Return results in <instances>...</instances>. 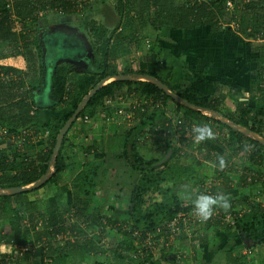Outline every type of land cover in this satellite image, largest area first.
<instances>
[{"label":"trees","instance_id":"trees-1","mask_svg":"<svg viewBox=\"0 0 264 264\" xmlns=\"http://www.w3.org/2000/svg\"><path fill=\"white\" fill-rule=\"evenodd\" d=\"M91 1L95 0H0V45L10 44L14 53L25 56L33 78L26 83V76L22 75L20 70L0 66V128L5 132L3 137H0V144L4 146L0 147V151L4 150L6 146H17L19 143L18 137H20V134L28 127L35 126L45 131H54L49 149H47L44 156L45 164L39 171H37V167L31 168L30 165H22L19 163L17 166L16 163L18 159L16 156L7 155L4 157L0 155V191L3 193L0 194V221L7 219L9 222L7 229L3 227L2 229L0 227V240L4 238L6 240L7 238V243L20 248L29 245L30 242H34L33 244L39 245L35 248L31 258L34 264H46V261L49 262V264H62L70 253H77V251L82 249L78 236H88L89 233H92V230L102 225V233L104 234H111L113 231H116L115 233H117L118 239L121 240V243L117 244L116 247H120L121 250L128 253L123 256L121 252L117 253L116 251L114 258L117 262L115 264H162L165 256L170 252L176 253V256H174V258H176L175 261L169 260L170 263H175L180 259H177L179 253H177L176 245L170 248L156 247V249L153 250H146L142 247L141 243L140 246L135 245V239L132 237L134 230H139L140 232L146 230L153 231L160 227H162L166 235L167 230L163 228V225L175 218L178 213L182 211L187 212L194 207L192 197L189 200L183 201L180 199V195L175 193L172 189L162 188V185L166 181L187 185L193 181L196 182L193 186L199 187L203 184L198 185V183H201V181H203L202 179L205 177H209L206 175L201 176V178L196 177L195 174L197 170L195 168L201 165L199 162L190 164L189 161L186 166H182L180 160L176 159L173 163H169V159H173L176 154V151L170 143L167 145V150L168 152L171 151L172 156L165 161L164 159L167 154H164L163 157H157L155 155L148 157L142 156L136 147V138L140 136L137 135L136 138H131V132L124 134L123 153L129 158L131 169L140 172L141 177L135 189L132 190L127 203L126 211L128 216L125 221H122V223L120 222V224L114 220H110L109 222L104 221L102 224L100 220L96 219L98 215L89 210L87 202H83L84 199L91 198L94 195L93 192H95L94 190L97 186V182L95 181L97 169L87 171V164L81 166L80 171L71 182L72 187H70V189H73L75 201H72V203L62 208H50L46 214L40 217L38 216L36 219L29 217V226H25L24 224V214L26 213L27 206L24 204L23 207H21L22 203L19 201L30 191L16 195L5 193V191L10 189L32 185L47 173L50 166L49 161L59 131L89 93L85 92L81 94L78 92V85L82 82V79L79 77V73L76 71L73 62L65 60V62L60 61L56 64L54 63L55 65H53L51 69L50 105L48 107L38 106L34 99V95L39 91L41 92L45 85L47 76L45 66L50 64V62H47L45 59L47 51L43 30L51 24L62 25L67 19L76 15L79 7L82 6L83 3ZM180 1L182 0H117L115 11L119 20L116 26L111 28L107 26V28L93 21L74 22L76 31L79 29L80 32L82 29L84 30V32H81L79 35L76 34L77 32L75 33L79 38L78 41L80 40V45L83 47L81 55H83V52L85 54L87 53L86 62L94 66L91 75L96 78L92 81L89 91L107 78L126 75L129 72L125 70L123 73L119 74L114 62L119 57L120 52H122L120 51L122 49L121 45L126 41V35L131 34V39H133L134 32L136 31V28L132 26L134 18L140 19V23L142 24V26H140L144 27V23L145 21L147 22L151 16V12H154L156 20L154 24L157 25V34L154 38V43L149 46L148 51L156 54L158 57H160L162 53L158 45V40L160 39V32H162L163 29L169 31L193 30L200 26H204L208 28L212 36L219 32L223 33L220 30L214 32L213 28L219 23V16L222 15L223 11L222 6L227 0H194L189 5L180 4ZM231 1L237 5L241 0ZM247 7L253 8L257 23L251 24V27L253 28L254 26V33H257L263 26L262 23H259V20H264V0H253V3L252 0H248V3L245 5V8ZM130 14H134L135 16L130 17ZM124 16L127 19H124ZM122 18L128 20L125 22V26L131 33L123 31L120 27ZM20 30L23 31L22 34H19ZM85 40H87L88 43L86 42V44H83ZM133 41L136 45V40ZM245 45L249 50L248 56L256 55L258 58L257 62L264 61V59L260 57L264 52V44L248 42L247 44L245 43ZM80 59L84 60L83 57ZM207 72V67L195 72L191 80L180 91L174 92L188 104L199 108L200 111H194L184 104L174 102L165 96L155 85L149 82L138 83L136 90L138 94L137 97L139 99L148 98L152 100L159 98L165 107L168 101L174 103L175 115L178 116L177 119L181 122V124L175 125L174 132L176 127L179 126V131H181L184 139L191 138L188 136L193 131L192 125H202V121L197 123V119L195 120L194 118L195 116H199L200 118L203 117L206 120L208 119L202 116L201 111L222 116L230 123L235 124L236 127L264 139V98L253 103V106H245L242 102L237 103L235 113L238 114L237 116L239 118H237V116L234 117V114L223 116L218 111L219 99L215 98L213 94L202 95L203 85H212L206 79ZM137 75L154 78L165 84L172 92L174 91L167 82L161 80L156 74L145 73L141 70ZM254 82L257 84V91L260 92L259 85L262 83V79L259 78L257 81L254 80ZM132 84L133 82L130 81H110L108 84L102 86L81 109L74 124L84 115H87L91 119L95 115L97 108L105 107L109 101L114 99L116 94L121 91L122 87H129L132 86ZM25 86L26 88H24ZM22 89H25V91L21 92ZM56 114H58V116H56ZM138 115L143 116L144 113ZM246 116H252V121L249 122L245 120ZM43 117L44 119L42 120L41 118ZM55 117L60 119L58 125L53 124ZM156 117L158 118L157 115L151 114V119L154 120ZM214 123L221 126L223 130L226 131L225 144H222L223 148L226 146L232 150L231 152L235 151V153L236 150H238L237 154H239V152L246 153L247 149L251 146L254 152L249 154L248 159L250 163L249 166H245V170H249V172L246 176H239L237 182L232 181L231 178L233 176L227 177L228 181L234 183L235 187L241 188L244 194L238 198L230 197L231 207L227 211L222 208H216L214 210V212H217L215 219L212 221L208 220L197 227L191 225L190 231L192 237L197 235V233H201L197 242L205 246L216 245L220 240V233L222 235L236 233L235 235H237L236 237L240 241V244H236V246L240 252L244 244L243 241L249 240L256 245L264 243V209L256 205L251 208L250 213L236 219L233 225L224 223V218L228 214H233L237 206H246L251 199H258L264 196V146L239 130L227 127L221 120L214 121ZM218 129L219 128H215L214 130L217 131ZM167 132L171 134L169 129ZM66 135L55 157L51 177L48 178L42 186L32 191L40 190L52 178L59 179L61 176L63 165L60 156ZM26 146L27 145L24 144V147ZM223 148L222 150H224ZM205 150L208 152L206 146L201 143L200 154L202 155ZM219 150H221V147ZM218 157H222V154ZM185 159L189 160V158ZM161 161L164 162V165L160 169H156V164ZM206 161L211 162L212 159L207 157ZM214 164L220 169L218 167V158L214 160ZM225 168L227 167L225 166L223 169ZM174 169H179V171L175 172ZM180 170H182V172H180ZM212 173L213 170L209 169L208 174L210 175ZM249 174H253L252 181H247V177L250 176ZM86 180L88 181L87 183H85ZM207 180H204L203 183ZM81 182L84 184H80ZM190 190L191 188H188L186 193H190L189 195L191 196L193 194H191ZM255 190H257L259 194L254 195ZM211 191L215 196L219 195L214 187L211 188ZM155 192H159L162 195L161 200L147 204L145 196L148 193ZM17 202L19 203L16 205L17 208H15V203ZM65 215L76 219L73 223H68L67 227L70 233H75L76 240L70 245L71 247H68L66 244L59 247L54 245L45 246L43 244V239L49 238L48 235L50 234V230L54 233L63 230V217ZM70 215H72V217ZM81 217L86 220L85 222H89L87 228L81 227V223L79 222ZM39 222L41 226L37 229L36 226ZM107 226L110 227L108 230L104 228ZM183 237H187V235L182 233L178 242L184 239ZM85 238L86 237L82 239ZM164 238L167 240L168 236L166 235ZM86 240H83V244L86 243L87 249L90 247L92 249L94 243L88 240L86 242ZM64 250H69L68 254H65ZM231 252L228 254V257L231 255ZM94 253L95 255L93 258L95 259V264H114L108 261L110 260V254L106 251L97 250ZM90 257L92 258L91 255ZM237 257H240L237 259V262L241 263L243 261L242 257L240 255ZM59 258H62V261H59ZM124 260L125 263L123 262Z\"/></svg>","mask_w":264,"mask_h":264},{"label":"crops","instance_id":"crops-1","mask_svg":"<svg viewBox=\"0 0 264 264\" xmlns=\"http://www.w3.org/2000/svg\"><path fill=\"white\" fill-rule=\"evenodd\" d=\"M220 17L221 15L219 16V19ZM210 34L211 33L208 31V28L204 26H200L199 28L193 30L169 31L167 29H163L162 32H160V39L158 40V45L162 50L160 57L148 51L146 47L147 40L144 41V44L143 40H136V45L134 43L132 49H127V54L120 53L114 64L116 65L117 72L119 74L123 73L125 70L129 71L126 75L119 76H124L128 79L126 81L133 82L132 86L122 87L121 91L117 93L114 99L109 101V103L105 107L97 108L95 115L91 118L92 122L90 124L77 123L71 128V130L66 135V139L64 141L60 156L63 169L59 179L52 178L43 188H41L40 190L30 191L21 199V201H19L22 203L21 207H23L24 204H26L27 206L26 213L24 214L25 226H29V217L36 219L38 216L40 217L41 215L46 214L50 208H62L63 206L72 203V201H75L73 189H70V187H72L71 182L73 179V174L75 175L76 171L80 170L83 164H89L94 158H99L101 162L105 161L106 158L113 159V157L119 155V153L124 156V158L126 157L123 153L124 133H122L123 130L121 129L125 128L128 130L125 134L131 132V138H136L137 135L140 136L139 138H136V147L142 156L148 157L151 155H155L157 157H163L164 154H167L164 159L167 160L172 156L171 151L168 152L167 150V145L169 143L176 151V154L174 156L175 159H191L192 156L196 154V151L193 150H189L188 152H186V150L183 151L182 147L179 144L181 142L180 139L183 138V135L181 134V131H178V134L180 135L174 132L175 125L177 126L178 124H181V122L177 119V115L176 121H164L162 119L157 120V117L154 120L151 119V114L156 115V113L150 103H154L156 101H150L149 103H147L148 105L145 106V113L143 116L138 115L142 114L138 111H136L135 113L132 112L130 116L128 111L132 103L139 101L143 102L146 100L142 98L139 99L137 97L138 94L136 90L138 87V83H150V81L148 80L142 78L138 79L139 75H137V73L141 70L145 73L156 74L161 80L167 82V84H169L173 88V93H176L180 91L191 80L195 72L202 70L204 67H207L208 72L206 79L212 85H203L202 95L213 94L215 98L219 99L218 111L223 116H228L229 114H225V111L223 110L224 108H226L231 113V115H233L232 113L235 112L234 102L238 98L237 96H241L243 95V93L246 94L245 92L254 90L257 87V84L254 83V81H250V79L257 74L258 58L256 57V55L248 56L249 50L245 45V40L242 39V41L240 40L241 38L239 39V37H235L229 34L227 35L220 32V35L216 34L217 36H212ZM121 48H123L122 45ZM81 53L82 52H80V54ZM83 55L84 60H81L80 58L82 57H79L80 60L77 59L75 60V62H73L76 71L79 73V77L82 79V82L78 85L77 89L81 94L90 92V85L96 78L95 76L91 75V72L94 70V66H91V63L86 62L87 53H84ZM109 82L110 81H106L103 85H106ZM43 89L44 87L42 88V90ZM49 94H51V91ZM156 100L158 101V104L156 103V107H161L160 110L164 112L165 117L169 116V111L171 112L175 110H173L175 106L172 108H169L171 106L165 107L163 106L159 98ZM167 103L171 104V102L169 101ZM118 108L123 111V113L120 115L121 117H116L118 116L116 112ZM201 114L208 119L206 120L203 117L200 118L199 116H195V120L197 119V123L202 121L201 126L211 127L212 131H214L213 133L215 134V139L205 140L202 142H197L196 140H194L196 143L195 145H197L198 143H202L206 146V149H208V152H206L205 150L202 153L204 159L200 160L201 165L199 166V168H201L202 166H208L210 170H213V173L210 174L209 177H213L219 170L214 164V160H217L218 156H220L219 148H223L222 144L226 139V132H224V130H220L223 128L216 125L214 121L221 120L222 122L223 120H228L219 115L214 114V116H212L210 112L201 111ZM56 116H58V114H56ZM41 119L43 120L44 117ZM59 120L60 119L55 117L53 124L58 125ZM196 126L198 125H192L193 128ZM79 127L83 128L79 129ZM215 128L219 129L215 131ZM168 129L171 131V134L169 135L165 133ZM176 129L179 130V126L176 127ZM51 138L52 134L48 130L45 131L42 128L35 126L26 128V130L20 134V137H18V141L23 146L24 144H26V148L29 151H25L26 155L18 158V162L22 165H30L31 168L37 167V171H39L40 168L45 164L44 156L47 149H49ZM89 139H91L90 142ZM0 147L4 146L0 144ZM96 147H98L99 149V155L96 154L97 150H94ZM151 149L155 150L153 151ZM119 150H121V152ZM226 150L227 149H225V155H227ZM237 153L238 150H236V153L235 151L230 152L228 160H230V158H234ZM225 155H222V157L224 158ZM207 157H210L212 161H206ZM128 160L129 158L126 159V163ZM103 164L101 171H107L108 163L104 162ZM118 165H123V163L119 161ZM225 169L223 170L224 174L222 176V181L218 182V184L215 183L213 187L218 190V193L221 191L223 192V195H226L229 198H238L242 195V190L239 187H235L234 183L229 182L228 178L230 176L241 177L243 176V173L238 175L229 173V171H227V174H225ZM112 170H114V167H112ZM48 172L52 173V170L48 168ZM246 172H249V170H247ZM98 173L99 170H97V174ZM202 176L204 175L202 174ZM209 180H212V178H209ZM29 186L31 185H28L26 187ZM224 186L227 188H225ZM197 187H194L193 184L191 185V194H196L198 192L196 191L198 190ZM98 189L99 185L97 184L94 193L95 195L89 198V200H87L88 198L83 200V202H87L89 210L95 212V214L98 215L96 216V219L100 220L102 224L104 221L109 222L110 220H114L115 222L117 221L119 224L120 222L122 223V221H125L126 217L128 216L126 211L128 201L123 202V198L119 197L118 193H113L111 195V199L112 202H115V206L113 204L111 205L109 210H103L97 204H94L95 201L97 202L98 200H101L100 198H102V200L103 198H105L102 197V195L101 197H97L98 193L96 191H98ZM0 194L3 193L1 192ZM6 194H8V192ZM19 202L15 203V208H17L16 205ZM116 204H119L123 207H116L119 206ZM70 216L72 217V215ZM63 219L64 223L66 221L69 224L74 222L73 218H70L68 215H65ZM6 220L7 219L3 220V222L6 223ZM85 221L86 220L83 219V221H81L82 223L80 222L81 227L83 228H87V224H89V222L87 223ZM1 222L2 221H0V223ZM101 226L92 230V233H89L88 236H78L80 241L79 243L82 246V249H80V251H77V253H70V255L75 254V256H79L78 261L76 260L74 264H84V260H86L88 263L91 262L93 258H91L90 255L94 256V252H96L97 250L106 251L107 253H109L110 260L108 261L114 264L117 262V260H115L114 258L116 251L117 253L121 252L123 256L128 254L124 250H121L120 247H116L117 244L121 243V240L118 239L117 233H115L116 231H110L113 233H111L112 236L107 233L104 234L102 233L103 229ZM104 228L108 230L110 227L107 226ZM200 234L201 233H197V235H194L191 238L183 237L184 239H181V241L178 242L176 248L178 251L177 253L181 255L180 257H177V259H180L175 263H170L169 260L176 256V253L170 252L165 256L164 264H214L216 259L215 257L218 254L217 250H219L216 248L218 247V244L223 243L228 245V242H230V240L235 236L234 233H230L229 235H222L220 233V240L216 245L205 246L200 245L197 242L200 238ZM84 237L86 238L82 239ZM86 239L94 243V246L92 245V249L91 247L87 249L85 245L86 243L83 244V240ZM188 239H190V241H188ZM97 240L99 242H96ZM186 241L189 243L188 245H184ZM5 243L7 245H2L0 243L1 257L12 254V248L17 247L7 242ZM31 243L32 246H36V244H33L34 242ZM245 244L246 243L244 242L240 249L241 254L240 252L239 254H234L233 252H231V249H229L224 256L225 262L223 264H264L263 248H261V250L256 249L259 246L264 247V243L261 245L254 244L252 245V248L247 251V246ZM64 251L65 254H68L69 252L66 250ZM230 252L231 255L228 257V254ZM254 253H260L262 258H255V260H252L250 262L247 257ZM205 254L210 255H208L210 257L209 260V257H205ZM238 255H240L243 259L241 263L237 262V259L240 258L237 257ZM31 258L32 255L29 256V259L26 258L25 261L24 259L17 260L16 263L27 264L29 260L30 264H34L33 259ZM199 258H202L200 262L198 261ZM204 258H207V260H205ZM173 260L175 261V259ZM123 262L125 263V260ZM62 264L72 263H69V261H67L66 259Z\"/></svg>","mask_w":264,"mask_h":264},{"label":"rangeland","instance_id":"rangeland-1","mask_svg":"<svg viewBox=\"0 0 264 264\" xmlns=\"http://www.w3.org/2000/svg\"><path fill=\"white\" fill-rule=\"evenodd\" d=\"M194 0H182L180 1V4L183 5H189L190 3H192ZM255 1V0H254ZM80 2V1H79ZM117 0H95V1H91V2H87V3H83L82 8L79 7L76 15L72 16L71 18L67 19L65 22H63V24H57V25H49L47 26V28L45 30H43V34H45V42H46V61L50 62L49 65L45 66V71H47V76L45 79V85H44V89L42 90V92H37L34 95V99L37 103L38 106L41 107H47L48 105H50V75H51V69L53 67V65H55L56 63L60 62V61H64L67 60L69 62H75L76 59H79V57H83L84 55H81L80 52L83 51L82 50V46L80 45V40L78 41V36L76 34H81V32H84V30L82 29L81 32L78 30L76 31V27L74 22H80V21H93L101 26L104 27H114L116 23H118L117 21L119 20V18L116 15V11H115V6H116ZM253 3V0H252ZM81 4V3H80ZM134 14H130V17H134ZM239 24L242 28V30L239 34H235L232 32V30L229 28V22H227L228 20V16H226L225 14H222L220 19H225L223 22H227L225 27H221L219 25V23L217 25L214 26L213 30L214 32H218L217 30H220L221 32H226L225 34H229L235 37H239L240 40H245L244 42L247 44L252 43L250 40V35L249 33L246 32V30L248 28H251V24L253 23H257V20L255 19V14L253 11V8L247 7V8H240L239 9ZM124 19H127L125 16L123 17ZM122 18V22H121V28L123 29V31L126 32H130L126 26H125V22L128 20H124ZM134 18V21L132 23V26H134L136 28V31L134 32V36L133 39H131V34L126 35L127 39L125 42H123L122 46L123 48L120 50L122 52V54H125L126 51H128L127 49H132L133 48V44L134 41L133 40H143V44L144 41L147 40L148 41V45H152L154 43V38L157 34V25L154 24L155 20V15L154 12H151V16L149 17V19L147 20V22L145 21V25L144 27H141L142 24L140 23V19H136ZM219 19V21H220ZM70 21V22H69ZM218 21V22H219ZM141 25V26H140ZM37 26V25H36ZM107 27V28H108ZM42 32V31H41ZM77 32V33H76ZM23 31L20 30L19 34H22ZM76 33V34H75ZM131 33V32H130ZM217 35H220L219 33H217ZM216 35V36H217ZM81 37V35H80ZM131 39V40H130ZM242 40V41H243ZM86 42L88 43L87 40L83 41V44H86ZM84 54V52H83ZM127 54V53H126ZM262 59H264V52L263 54L260 56ZM26 57L19 54V53H14L13 49L11 48L10 44H4V45H0V66L4 67V68H15L17 70H20L21 74L26 76L25 78V82L27 83L28 81H30L32 78L30 69L28 68V64L27 61L25 59ZM55 63V64H54ZM257 74L256 76L252 77L250 79V81H257L259 78L262 79V75L264 73V61L262 62H257ZM91 66H93V64H90ZM94 69V68H93ZM258 78V79H257ZM255 83V82H254ZM26 88V86L24 87ZM259 91H257V88L254 90H249L247 92H245L246 94L243 93V95L241 96H237L238 98L235 100L234 104H235V112H236V106L237 103L242 102L245 106H253V103L260 101V99L264 98V85H262V83L259 85ZM22 91H25V89H22ZM47 91V92H46ZM148 101V103L150 101H156L154 103H150L151 106L154 108L156 115L158 116V119H162V120H175L176 121V111L174 110L175 108H173L174 111H169V116L165 117L164 112L161 111V107L158 108L156 107V103L158 102L157 100H152V99H146ZM158 104V103H157ZM171 106L169 108H172L175 106L174 103L171 104H166V107ZM225 112V114H229L231 115V113L228 111V109L224 108L223 109ZM228 112V113H227ZM232 113L234 114V117H236L238 114L237 113ZM116 117H121V116H116ZM252 116H246L245 120L251 122ZM140 118V117H139ZM237 118H239L237 116ZM79 122L78 121L74 124V126ZM229 122V121H228ZM176 124V123H174ZM83 128V127H79ZM123 130L122 133H126L128 130L127 129H121ZM223 130V129H220ZM244 130V129H243ZM179 130L175 129L176 134H178ZM224 132H226L224 130ZM51 134H54V131L50 132ZM180 135V134H178ZM3 137L2 134V129L0 128V137ZM249 138H253L252 135H247ZM188 137L191 138H187V139H180V146L182 147V150L186 152H188L189 150H193L196 151V154L194 156H192L191 159H182L180 160L182 166H186L189 161L190 164H194L195 162H199L200 160L204 159V157L200 154V146L201 144H197L195 145V136L194 133L192 131L191 134H189ZM91 139H89L90 142ZM225 144V143H224ZM87 148V147H86ZM225 149L226 150V154L225 155ZM96 151V154L99 155L100 153H98V147H96L94 149ZM151 150H155V149H151ZM180 150V149H177ZM25 151H29L26 147H24L21 143H18L17 146H6V148L2 151H0V155L2 156H7V155H12V156H16L17 159L21 158L22 156L26 155ZM121 152V150H119ZM232 150L230 148H227L225 146L224 150H219V153L222 155H225L224 157V161L226 163V173L227 171H229V173H234V174H238L240 175L241 173H243V176H246L248 174V172H246L245 170V166H249V154L254 152V149L252 150V147L250 146V148L247 149L246 153L243 152H239V154H237V156H235L234 158H230V160H228V157L230 155V152ZM189 154V153H188ZM126 159L127 156L124 158V156H122L120 153L119 155L113 157L112 158H106L105 161L101 162L99 158H94L92 160V162H90L87 167V171H90L92 169H97L99 170V173L97 174V177L95 179V181L97 180V184L99 185V189L98 191H96L98 193L97 197H105L100 198L101 200H98L97 202L95 201L94 204H97L100 208L107 209L109 210V208L111 207V205L114 204L115 206V202H112V197L111 195L113 193H118L119 197L123 198V202H127L129 201L130 195L132 190L135 189L137 182L139 181L141 174L140 172H136L134 170L131 169V163L128 160L126 163ZM169 159V158H168ZM167 159V160H168ZM169 163H173L176 159L175 158H171L169 159ZM119 161H121V163H123V165H118ZM166 161V160H165ZM188 161V162H187ZM108 163L107 164V171H101L102 166L104 165L103 163ZM103 164V165H102ZM16 165H19V162L17 161ZM164 165V162H160L158 164H156L155 168L156 169H160L162 166ZM112 167H114V170H112ZM164 169V168H163ZM197 170V173L195 174L196 177L201 178L202 174L209 176L208 172H209V168L208 166H202L201 168L196 167L195 168ZM50 170H52L53 172V168L51 167ZM224 170V169H223ZM223 170H218L215 175L213 177H209L210 179L212 178L211 183L214 184H218V182L222 181V176L224 174ZM80 170H77L76 173H78ZM175 172H178L179 169H174ZM180 172H182V170H180ZM246 172V173H245ZM76 173L75 175L73 174V178L76 177ZM13 174V173H11ZM181 174V173H180ZM187 174V173H186ZM185 174V175H186ZM254 174V173H253ZM253 174H250L251 176H253ZM255 176V175H254ZM248 178V177H247ZM208 177H205L204 180H207ZM233 182H237L238 181V177L233 176L232 178ZM203 181H201V183H198V185L200 184H204ZM248 181V179H247ZM85 182V181H83ZM83 182H81L80 184H82ZM88 181L86 180L85 183H87ZM196 182H191L189 185L187 184H181V183H173L172 181H166L163 185L162 188H170L172 189L175 193H177L178 195H180V199L183 201L189 200L191 199V197L193 198V200L196 198V196L198 195V193L191 195L190 197H188L186 191H188V188H191L189 186H191L192 184H194ZM84 184V183H83ZM82 184V185H83ZM217 186V185H216ZM196 190V189H195ZM95 191V190H94ZM197 191V190H196ZM95 192H93L94 194ZM186 193V194H185ZM218 193V190H217ZM242 194H244V191L242 192ZM95 195V194H94ZM219 195H223V192H219ZM90 198V197H89ZM89 198L87 200H89ZM162 198V195L159 192H155V193H148L145 196V200L147 202V204L154 202V201H160ZM106 201H105V200ZM86 200V201H87ZM182 201V203H183ZM185 204V203H184ZM108 205V206H106ZM119 205V204H116ZM116 207H120L122 208L123 206H116ZM123 215V214H121ZM74 221L76 220L75 218H73ZM83 221L82 217L80 219L79 222ZM3 221L0 223V227H5L8 228L9 226V222L6 220V223H4L3 225ZM82 223V222H81ZM68 227V222L66 221L63 225V232H65L67 230ZM5 233V232H4ZM67 233V232H65ZM236 233H234L235 235ZM112 236V234H110ZM237 235H235L230 242H228L227 244H223V243H219L218 247H216L217 249V256L215 257V263L214 264H223L225 262L224 256L227 253V251L229 249H231V251L234 254H239V250L237 249V246L235 244H240V241L237 239L236 237ZM7 241V238L5 240V238L3 240H0V243L2 245L6 244L5 242ZM98 241V240H97ZM188 241H190V239H188ZM62 242V241H61ZM246 243L245 245L247 246L246 251L250 250L252 248V245H254L253 242L246 240L243 241V243ZM64 244L68 245V247H71L70 245L73 244L71 241H67L65 240ZM188 245L189 243L186 241L184 243V245ZM7 245V244H6ZM31 245V246H30ZM30 247L32 246V243L30 242ZM54 246H58V243H54ZM256 245V244H255ZM140 246V245H138ZM233 246V247H232ZM59 247V246H58ZM67 248V247H66ZM261 248L264 247L263 246H259L258 248H256L257 250H261ZM69 251V250H67ZM248 253V252H247ZM241 254V252H240ZM209 255V254H208ZM207 254H205V257H209ZM248 255V254H246ZM92 256V255H91ZM179 257L181 256L180 254L178 255ZM94 256H92L93 258ZM248 260L251 262L252 260H255V258L260 259L261 258V254L258 253H254L252 255H249ZM29 259V257H28ZM62 259V258H61ZM60 258L58 259L59 261H62ZM79 256H75L73 254L69 255L67 257V261H69V263L74 264L75 261H78ZM176 259V258H172L171 260ZM205 260H207V258H204ZM210 259V257L208 258V260ZM202 260V258H199L198 261L200 262ZM29 262V260H28ZM27 264H30V262ZM86 262V263H85ZM84 264H95V259L93 258V260L91 262H87L86 260L83 261ZM46 264H49V262L46 261ZM149 264V263H147ZM164 264V262L162 263Z\"/></svg>","mask_w":264,"mask_h":264},{"label":"built area","instance_id":"built-area-1","mask_svg":"<svg viewBox=\"0 0 264 264\" xmlns=\"http://www.w3.org/2000/svg\"><path fill=\"white\" fill-rule=\"evenodd\" d=\"M248 3V0H241L240 2L234 3L231 0H227L224 2L223 6H222V14H225L226 16H228V20L227 22H229V28L232 30L233 33L235 34H239L242 29L241 26L239 24V9L245 8V5ZM264 19V18H263ZM225 19H220L219 21V25L223 28L225 27L227 24V22H223ZM259 23H262L263 26L260 28V30L257 33H254V26L253 28H248L246 30L247 33L251 34L250 38H251V42L255 43V44H264V20L260 19ZM252 26V25H251ZM146 47L147 49L149 48L148 45V41H146ZM262 85H264V73L262 75ZM148 101H139V102H134L132 103V105H130V109L128 111V113L132 114L135 113L136 111L140 112V113H145V106L148 105L147 104ZM118 116H120L123 111L118 108V110L116 111ZM128 115V114H127ZM92 122V120L87 116L84 115L83 117L79 118V122L78 124L81 123H86V124H90ZM166 134L169 135V133L166 131ZM2 134L4 135L5 132L2 131ZM51 168V166H49V169ZM253 176H249L247 179L248 181H252ZM211 180H207L204 182L203 185L197 187L198 194H207V195H211V196H215L214 193H212L211 188H213V183L209 182ZM203 189V191H202ZM1 193V191H0ZM205 194V195H206ZM259 194V192L257 190L254 191V195ZM259 199V200H258ZM258 199H251L248 204L246 206H237L236 210L234 211L233 214H228L225 218H224V223H227L228 225H233L235 220L238 218H241L243 215L250 213L251 212V208L255 207L256 205L261 206V208L264 209V196L262 198H258ZM217 216V212H213L212 217L209 219L210 221H212L213 219H215V217ZM204 222L201 221V219L196 215L195 209L194 207L191 208L189 211L187 212H180L178 213V215L173 218L172 220L166 222L163 225V228H165L167 230V240H165L164 236L165 232H163L162 227L160 228H156L153 231H143L140 232L139 230H134V232L132 233V237L135 239V245H142V247L146 250H153L157 248H170L173 245H178V239L180 237V235L182 233L186 234L188 238H191V229L190 226L194 225V226H199L201 224H203ZM25 224V222H24ZM27 225V224H26ZM41 226V223L39 222L36 226V228L38 229ZM67 232V233H65ZM65 232L61 231V232H53L50 230V234L48 235L49 238L47 239H43V244L45 246H49V245H53L54 243H58V246H62L65 242V240L67 241H71L72 243H74V241L76 240V235L75 233H70V231L67 229ZM2 240V239H1ZM62 241V242H61ZM39 246H25V247H13V253L12 254H8L5 257H1L0 256V264H17V260H22L24 259V261L26 260V258H28L29 256L33 255L35 248ZM142 255V254H140Z\"/></svg>","mask_w":264,"mask_h":264},{"label":"water","instance_id":"water-1","mask_svg":"<svg viewBox=\"0 0 264 264\" xmlns=\"http://www.w3.org/2000/svg\"><path fill=\"white\" fill-rule=\"evenodd\" d=\"M142 78L145 80L150 81V83H152L153 85H155L161 92H163L165 94V96H167L168 98H170L171 100H173L176 103H180V104H184L185 106H187L188 108L194 110V111H200L199 108L194 107L190 104H188L186 101L182 100L179 96L175 95L168 87H166L162 82L155 80L154 78L151 77H147V76H138V79ZM128 80L127 78H125L124 76H115V77H111V78H107L103 81H101L99 84L96 85V87L94 89H92L88 95L86 96V98L82 101V103L79 105V107L75 110V112L73 113V115L65 122V124L63 125V127L61 128V130L59 131L57 138H56V143L53 149V153L51 155V160H50V166L53 168V164H54V159L60 149L61 146V142L63 140V138L65 137L66 133L69 131V129L71 128V126L74 124V122L77 120L81 109L88 103V101L91 99V97L102 87L104 86L103 84L106 81H126ZM210 114L212 116H214L213 113L210 112ZM224 125H226L227 127L234 129V130H239L240 132H242L245 135H252V137L262 146H264V139L259 138L257 135H254L248 131H245L241 128H238L235 126V124L230 123L228 121H222ZM51 173H49L47 171V173L42 176L37 182H35L34 184H32L29 187H24V188H14V189H10L8 190V194H12V195H16L19 193H25V192H29L32 191L34 189L39 188L40 186H42V184L50 177Z\"/></svg>","mask_w":264,"mask_h":264},{"label":"clouds","instance_id":"clouds-1","mask_svg":"<svg viewBox=\"0 0 264 264\" xmlns=\"http://www.w3.org/2000/svg\"><path fill=\"white\" fill-rule=\"evenodd\" d=\"M193 133L197 142L215 139V134L209 126H196L193 128ZM225 166L224 159L218 157V167L222 170ZM5 192L7 193L8 191ZM192 203L196 215L202 222H207L212 217L216 208H222L227 211L231 207L230 198L226 195L211 196L198 194Z\"/></svg>","mask_w":264,"mask_h":264}]
</instances>
